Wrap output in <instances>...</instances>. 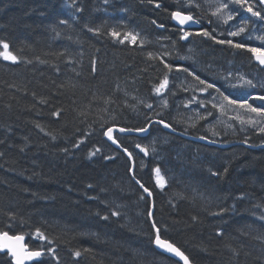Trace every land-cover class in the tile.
<instances>
[{"label": "trees", "instance_id": "1", "mask_svg": "<svg viewBox=\"0 0 264 264\" xmlns=\"http://www.w3.org/2000/svg\"><path fill=\"white\" fill-rule=\"evenodd\" d=\"M195 6L198 31L215 36L210 12ZM175 10L174 0H0V40L18 58L0 56V231L44 252L31 264H179L155 249L156 229L193 264H264V132L210 122L211 99L192 121L180 116L185 78L156 91L177 51L206 83L221 61L225 71L264 70L240 38L182 42ZM128 32L137 43H121ZM215 85L209 97L236 93ZM149 122L147 137L117 134L122 149L105 139L109 127ZM0 264L13 263L0 253Z\"/></svg>", "mask_w": 264, "mask_h": 264}, {"label": "rangeland", "instance_id": "2", "mask_svg": "<svg viewBox=\"0 0 264 264\" xmlns=\"http://www.w3.org/2000/svg\"><path fill=\"white\" fill-rule=\"evenodd\" d=\"M198 1L202 3L204 8L211 10L212 13H216L214 15L216 18L214 21V25L220 26L221 28L226 26L227 23L230 21L228 20L229 15L232 16V19L234 18V15H232L231 12L229 11L230 8L233 6H241L240 4L236 3L235 0H231L229 2L228 0H194V3H198ZM222 4H227L228 7L226 9H221L219 12H217V9L220 8ZM241 25L245 29V32L249 31V29L246 28V25L244 23H242ZM238 29H239L238 26H234L230 30L231 32H236L238 31ZM220 31H222L223 34L229 35V30L220 29ZM250 36L254 38L256 44L258 43L257 45L259 49L264 51V27L252 31L250 33ZM169 57L167 56L166 58ZM169 64L174 68L175 71L173 75H175L176 77L169 79L168 83L176 82L179 81L180 79L182 80L183 78H185L186 83H190L189 81L193 78L190 74H189L190 76H181V77L178 76L182 73H188V71H193L194 69L191 67V65L190 66L175 65L176 66L175 67L174 64L172 63ZM184 69H187V71H184ZM242 69L243 71L241 72V75L233 71H230L226 75L228 80L224 79L223 75H221V77L217 79L221 83L212 82V81L210 82L213 84H218L219 87L226 86L232 89L235 88L236 89L235 95L218 93L217 96L209 97L210 95H212L213 90L209 89L208 91H205V94H203L202 91L200 90L203 87V85H201L199 81L194 80L193 82H191L192 95H185L184 92L175 94L174 98H177L176 111L180 114V116L187 118L186 120L192 121L193 118L196 116L195 112H197V110L198 112H202V110H200L201 107L204 105L207 106L206 101L208 99H211L212 100L210 103L211 107H213L214 104L218 105V107L215 108L213 107L215 110V115L210 120V122H214V124H217L218 126H223L225 128H237V126H239L244 131L248 129H254L255 131H260L261 128H264V116L252 112L247 107H241L239 103L235 105L229 104L228 101L224 100L223 98L226 96L229 98V100H237L240 102L247 101L248 104L252 105L253 108H263L264 100L258 99V97L264 96V73L260 74L254 71L248 72L244 70L243 67ZM245 80H250L253 86H248L247 84H245L244 83ZM199 91H200V95H197ZM179 96L180 98H178ZM170 98L171 97L166 98V95L163 94L160 97V99H158L157 101V103H159L158 106L164 107V105L170 101ZM184 98H187L188 101H184ZM220 106H222V108ZM206 116L211 117L210 115H206ZM249 120H252L255 123H248Z\"/></svg>", "mask_w": 264, "mask_h": 264}, {"label": "snow or ice", "instance_id": "3", "mask_svg": "<svg viewBox=\"0 0 264 264\" xmlns=\"http://www.w3.org/2000/svg\"><path fill=\"white\" fill-rule=\"evenodd\" d=\"M236 3L240 4L243 7H246V10L251 13L252 16L255 17H259L261 20H264V15H261L260 11H254L253 5L252 4H248L247 0H235ZM259 3L261 6H264V0H259ZM157 7H159V5H157ZM228 7L227 4H222L220 6V8L217 9V12H219L221 9H226ZM216 13H213V15H215ZM172 16L179 21V23L181 25L190 22L193 20V17L191 15H183L181 12H174L172 13ZM232 16L229 15L228 16V20H231ZM227 22V21H225ZM244 28L240 27L238 29V31L236 32H230L229 35L231 36H238L240 35V33L244 32ZM98 31V29L96 30ZM111 35L113 37H120L121 33L113 30L111 32ZM190 35V33L185 32L184 33V37L183 38H187ZM198 35H203L206 37H211L213 40L216 39L215 36H212L211 33H209L208 31H203L201 33H198ZM137 39H138V35H134L131 32L128 33H124L123 36V40H121V43L124 42V40H129L131 43L135 44L137 43ZM140 43L142 44L143 41H140ZM218 43H227L229 45L233 44V41L231 40H220L218 41ZM236 48H245L246 45L242 44V43H238L234 45ZM0 48H2V50H0V56H2L5 60H11L13 62L17 61V56L14 55L10 50H9V44L3 40H0ZM249 51L253 52L256 54V59L260 62V64L264 65V51H262L261 49L258 48H250ZM151 55V54H149ZM166 68L169 69V71H171V65H165ZM184 71H187V69H184ZM193 75H195L193 73ZM195 79L197 81H199V83L201 85H206L205 87H202L200 90L201 91H207L208 89H215L216 85L215 84H211V83H206V81L201 80L199 76H195ZM245 84H247L248 86H253L252 82L250 80H245L244 81ZM168 84V80L167 77L165 76V78L161 81L159 87L156 89L157 92H160L162 89L166 88ZM217 91H219V89H216ZM224 100H227L229 104H240L241 107H247L248 109H250L252 112L257 113L261 116H264V108H253L252 105L248 104L247 101H237V100H229L228 97H223ZM258 99L264 100V96L258 97ZM147 107L151 108L152 105H147ZM213 107H218V105H213ZM222 108V106H220ZM54 115L59 116L60 113L56 112L54 113ZM209 115H211V113H209ZM203 119V117H201ZM158 123L164 125L165 127H171L170 124H166L164 120H159ZM248 123H255L252 120H249ZM149 124H151V122H149ZM119 131L124 132V131H130V130H126V129H119ZM135 131L138 132H145L147 131V128H139V129H135ZM261 132H264V128L260 129ZM113 128L109 127L107 129L106 132H104V135L109 139L112 140L113 143H116V141L113 139ZM245 143H247V141H245ZM78 146V145H76ZM137 147H140L139 145H137ZM96 151H99V149H97ZM125 152H127V149H124ZM146 151V150H145ZM95 153H90V155H94ZM131 155V153H129V156ZM155 173L157 176V184H159L160 187H163L164 184L166 183L164 177L160 174V169L156 168L155 169ZM137 183H139V181H137ZM141 188H143V191L148 193V195H151V192H149V189L144 187L143 184L140 185ZM112 215H119V213L117 212H113ZM149 215H151V213H149ZM105 219H107V217H104ZM264 218V217H262ZM153 228H155V222H153ZM37 235L41 238V239H47L43 233L40 232L39 229L36 230ZM24 237L22 235H9V232L7 231H0V251L3 250H7L8 253L11 254V257L14 259L15 264H24L25 260H31L35 257H40L41 255L44 254L43 251H29L27 249V246L22 244L21 242L23 241ZM155 243L160 246L161 248L166 249L168 252L170 253H174L176 256L180 257L184 264H190L189 262V258L178 248L176 247L174 244L162 240L160 235H159V229H156V236H155ZM49 253H52V255H55V252L53 249L48 248L47 250ZM74 255L79 257L81 255L80 251H75Z\"/></svg>", "mask_w": 264, "mask_h": 264}, {"label": "water", "instance_id": "4", "mask_svg": "<svg viewBox=\"0 0 264 264\" xmlns=\"http://www.w3.org/2000/svg\"><path fill=\"white\" fill-rule=\"evenodd\" d=\"M183 14V13H182ZM183 15H185V14H183ZM172 21H173V23L177 26V27H179V28H182L183 30H186V29H192V28H199L200 27V25L196 22V21H194V19L192 20V21H190V22H187V23H185V24H183V25H181L180 23H179V21L178 20H176L174 17H172ZM189 37V36H188ZM188 37L187 38H184V40L186 41L187 39H188ZM254 60H255V63H257V64H259L260 66H261V68H263L264 69V65H262V64H260V62L256 59V54H254ZM153 123H158V121H154V122H152V124ZM164 126V125H163ZM165 127V126H164ZM168 131H172L171 130V128L170 127H165ZM114 132H120V133H122V134H134V132L133 131H124V132H121V131H119V129H113V133ZM113 133H112V135H113ZM198 141H202V142H206L205 140H203V139H197ZM211 143V142H210ZM115 145L116 146H118L116 143H115ZM10 235V234H9ZM156 236V235H155ZM24 237V236H23ZM162 239V238H161ZM162 240H164V239H162ZM165 241H167V240H165ZM169 242V241H168ZM22 244H24V245H26V238L24 237V239H23V241L21 242ZM171 243V242H170ZM154 246H155V248L158 250V251H160L161 253H163V254H165V255H167V256H169V257H171V258H173V259H175L176 261H178V262H180V264H184V262H183V260L180 258V257H178V256H176L174 253H170V252H168L166 249H164V248H161L160 246H158L156 243H155V240H154ZM27 249L29 250V247H27ZM30 251V250H29ZM1 253H7L10 257H11V254L10 253H8L7 252V250H3V251H0ZM12 258V257H11ZM37 260H39V257H35V258H33V259H31V260H25L24 261V264H31L32 262H35V261H37ZM12 261H13V264H15V261H14V259L12 258ZM189 262H190V260H189ZM190 264H192L191 262H190Z\"/></svg>", "mask_w": 264, "mask_h": 264}, {"label": "flooded vegetation", "instance_id": "5", "mask_svg": "<svg viewBox=\"0 0 264 264\" xmlns=\"http://www.w3.org/2000/svg\"><path fill=\"white\" fill-rule=\"evenodd\" d=\"M181 2H182L181 0H177V3H179L181 6H183L181 4ZM188 3H189V1L185 2V4H188ZM247 3L253 5V8L255 9L254 11H260L261 15H264V6L260 5L259 0H247ZM193 6H195V4H193ZM239 7H240L239 11L241 12V14H240L241 20L246 21L247 23H249L250 25H253V26H256V25L261 26V24H264V20H261L259 17L252 16L251 13H249L246 10V7H243V6H239ZM231 10H232V8H231ZM203 31L204 30L198 31L195 33L198 35V33H201ZM215 36L217 39L215 41H213V46H215L216 48H220L222 45L226 44V43H223V44L218 43V41L224 40L227 37V35H224L221 32L217 31Z\"/></svg>", "mask_w": 264, "mask_h": 264}, {"label": "bare ground", "instance_id": "6", "mask_svg": "<svg viewBox=\"0 0 264 264\" xmlns=\"http://www.w3.org/2000/svg\"><path fill=\"white\" fill-rule=\"evenodd\" d=\"M258 5V4H257ZM255 10V9H254ZM178 61L180 62L177 66H181V65H183L182 63H181V61H180V59L178 58ZM168 63V62H167ZM175 66V65H174ZM176 67V66H175ZM182 67H184V66H182ZM189 69V68H188ZM175 71V70H174ZM178 72V71H177ZM174 73V72H173ZM238 106V105H237ZM255 106V105H254ZM229 119V118H228ZM244 121V120H243ZM255 125V124H254ZM113 129H124V128H121V127H118V126H113L112 127ZM145 128H147V131H145V132H138V131H135V130H130V131H133L134 132V134H131V135H137V136H139V137H147L149 134H150V131H151V124H148V126L147 127H145ZM171 128V130L172 131H168L166 128V131L167 132H169V133H173V134H179V135H182V133H180V132H178V131H176L175 129H173L172 127H170ZM127 130V129H126ZM129 131V132H130ZM259 132H261V131H259ZM117 134H119V135H122V133H120V132H114L113 133V139L116 141V135ZM105 139L108 141V142H110L114 147H116L117 149H122L121 148V146H120V144L116 141V144L118 145V146H116L115 145V143H113V141L112 140H109L106 136H105ZM201 139V138H200ZM230 145H232V143H226V144H220V147H228V146H230ZM250 146V145H249ZM128 154V156H129V153H127ZM130 158H131V160H132V157H131V155H130ZM156 178H157V176H156ZM143 193V192H142ZM147 195H148V193H146ZM152 195V194H151ZM150 195V196H151ZM154 205V204H153ZM153 213V212H152ZM151 217H152V214L150 215ZM155 247V246H154ZM156 249V248H155ZM157 250V249H156ZM158 251V250H157ZM158 252H160V251H158ZM161 253V252H160ZM161 254H163V253H161ZM163 255H165V254H163ZM165 256H167V255H165ZM167 257H169V256H167ZM169 258H171V257H169ZM171 259H173V258H171ZM173 260H175V259H173ZM190 260V259H189ZM176 261V260H175ZM176 262H178V261H176ZM191 262V261H190ZM179 264H180V262H178ZM192 263V262H191ZM193 264V263H192Z\"/></svg>", "mask_w": 264, "mask_h": 264}]
</instances>
